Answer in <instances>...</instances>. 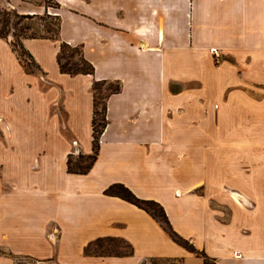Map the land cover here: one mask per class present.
I'll list each match as a JSON object with an SVG mask.
<instances>
[{
    "label": "crops",
    "instance_id": "1",
    "mask_svg": "<svg viewBox=\"0 0 264 264\" xmlns=\"http://www.w3.org/2000/svg\"><path fill=\"white\" fill-rule=\"evenodd\" d=\"M6 0L57 14L59 40L23 39L42 73L0 38V264H204L147 212L104 190L158 202L174 232L215 264H264V0ZM47 10V11H46ZM60 41L92 75L59 71ZM94 80L118 81L92 151ZM132 254L97 256L99 238Z\"/></svg>",
    "mask_w": 264,
    "mask_h": 264
},
{
    "label": "trees",
    "instance_id": "2",
    "mask_svg": "<svg viewBox=\"0 0 264 264\" xmlns=\"http://www.w3.org/2000/svg\"><path fill=\"white\" fill-rule=\"evenodd\" d=\"M45 3L48 6L53 4L58 7V3L52 0H45ZM36 18L42 22H29ZM59 31L60 18L57 14H46L44 18L41 15L20 14L9 6L0 7V38L9 40L20 64L27 72L42 73L38 64L24 48L22 40L32 38L59 40ZM56 59L61 73L74 76L77 74L92 75L94 72L92 64L84 58L79 46H70L60 41ZM91 91L93 96L92 151L89 155H78L75 160L72 157L68 158L67 168L72 173L85 174L92 167L99 150V138L107 122L106 101L111 94L120 91V83L118 81L94 80ZM104 193L119 197L144 210L161 225L174 242L201 257L204 264H215L213 259L207 257L204 252L196 249L188 240L173 231L163 207L158 202L141 199L120 183L110 185L104 190ZM132 252V246L127 241L115 237L96 239L85 248L86 254L97 256H124L130 255Z\"/></svg>",
    "mask_w": 264,
    "mask_h": 264
},
{
    "label": "rangeland",
    "instance_id": "3",
    "mask_svg": "<svg viewBox=\"0 0 264 264\" xmlns=\"http://www.w3.org/2000/svg\"><path fill=\"white\" fill-rule=\"evenodd\" d=\"M48 6V4H46ZM50 6H48L47 8L51 11H57V7H55L53 4H49ZM7 6L6 1L5 0H0V7H5ZM47 11V10H46ZM46 14H49L47 12H44L41 14V16H43L44 18L46 17ZM29 22H42V21H38V18L33 19ZM10 39H12V37L10 36ZM78 157V155H74L72 158L75 160ZM156 264H163V261H157Z\"/></svg>",
    "mask_w": 264,
    "mask_h": 264
}]
</instances>
